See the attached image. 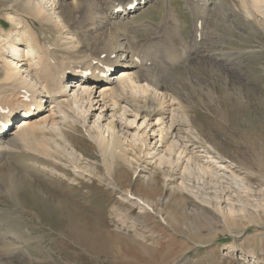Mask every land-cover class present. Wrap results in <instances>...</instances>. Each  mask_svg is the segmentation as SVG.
<instances>
[{
    "label": "bare ground",
    "instance_id": "bare-ground-1",
    "mask_svg": "<svg viewBox=\"0 0 264 264\" xmlns=\"http://www.w3.org/2000/svg\"><path fill=\"white\" fill-rule=\"evenodd\" d=\"M78 1L0 0V162L8 151L22 148L50 163L40 162L50 172L62 165L75 177L94 176L113 187L118 186L113 175L117 164L145 183L161 175L153 198L136 195L130 184L118 191L126 206L117 207L116 215L122 223L130 219L128 228L142 242L147 239L137 230L138 222H143L140 217L153 218L157 224H168L167 218L174 221L166 208L175 193L181 200L196 202L193 208L177 205L182 213L202 220L203 225L194 229L200 242L205 239L203 230L224 229L235 239L251 223H260L264 185L255 189L237 172L243 168L218 152L195 150L193 139L205 147L206 139L166 88L177 76L196 78L192 66L202 60L214 61L230 73L242 66L235 52H223L224 44L228 33L239 30L238 20L264 32V0H185L189 37L180 31L170 0H164L167 9L157 22V52L149 57L152 65L131 32L118 33L112 18L133 14L158 0H138L134 9L130 5L135 0ZM67 9L72 21L65 14ZM107 62L114 69L103 79L100 75ZM19 115L22 118L16 120ZM4 125L10 128L4 130ZM70 130L82 132L93 142L101 156L100 169L88 161L82 163L87 156L73 142ZM145 163L151 164L146 173ZM257 175L264 181V172ZM164 190L170 194H163ZM133 207L138 209L137 216L130 215ZM236 245H230V254L237 257Z\"/></svg>",
    "mask_w": 264,
    "mask_h": 264
},
{
    "label": "rangeland",
    "instance_id": "rangeland-1",
    "mask_svg": "<svg viewBox=\"0 0 264 264\" xmlns=\"http://www.w3.org/2000/svg\"><path fill=\"white\" fill-rule=\"evenodd\" d=\"M170 7L180 21V31L189 37L190 15L185 0H170ZM166 9V1L158 0L133 14L112 18L118 33L131 32L137 48L148 55L151 65L153 59L149 57L157 52V22ZM65 14L72 21L69 9ZM237 22L241 26L228 33L223 52H235L233 56L242 66L230 73L214 61L202 60L192 66L198 73L196 78L177 76L166 89L177 97L193 125L201 130V138L206 139V147L193 139L195 150L218 152L239 167L252 170L251 176L243 169L237 172L258 189L264 185L257 175L264 172V32L241 20ZM19 118L22 116L16 120ZM70 133L76 137L73 142L77 148L87 156L82 163L88 161L100 169L101 156L93 142L82 132ZM127 134L130 136V132ZM37 156L22 148L12 149L0 162V264H264V219L259 225L251 223L235 239L224 229H202L205 239L200 242L194 229L203 225L202 220L182 213L178 207L193 208L196 202L181 200L175 193L171 194L174 201L170 199L166 208L174 221L167 218L168 224H157L153 218L140 217L143 222H138L137 230L147 239L142 242L128 228L130 219L122 223L116 215L118 208L126 206L118 191L130 184L136 195L153 198L161 175H155V182L145 183L139 176L132 177V170L117 164L113 175L118 186L113 187L94 176L75 177L70 168L62 165L55 166V173L50 172L40 163L43 158ZM142 165L146 166L142 168L145 173L151 168L149 163ZM163 194L170 192L164 190ZM132 209L130 215L137 216L138 209ZM231 244H237V257L230 254ZM251 254L258 260H253ZM244 257L250 261L246 263Z\"/></svg>",
    "mask_w": 264,
    "mask_h": 264
}]
</instances>
